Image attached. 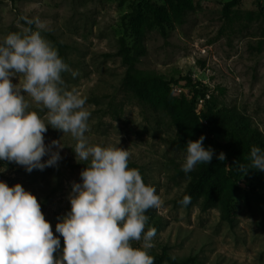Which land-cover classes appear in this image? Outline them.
I'll use <instances>...</instances> for the list:
<instances>
[{"label": "rangeland", "instance_id": "1", "mask_svg": "<svg viewBox=\"0 0 264 264\" xmlns=\"http://www.w3.org/2000/svg\"><path fill=\"white\" fill-rule=\"evenodd\" d=\"M149 1L165 5L164 0ZM189 7L179 17L169 14L162 32L146 24L149 16L141 0H0V41L28 27L35 30L21 17L46 23L42 36L77 73L63 74L65 87L87 97L89 144L129 151V167L138 169L162 200L158 209L145 213L157 221L149 251L165 248L177 258L193 257L196 264H264V231L256 207L245 203L249 187L238 185L233 224L221 219L217 206L202 209L199 199L189 206L178 202L188 180L178 174L187 152L174 143L176 129L168 115L136 99L122 83L125 67L116 40L123 34L130 45V27L137 21L144 34L137 67L179 79L173 87L181 89L173 91L186 97L189 87L180 77H189L209 95L207 108L240 112L264 139V0H191ZM22 82V74L13 78V83ZM26 98L30 110L47 123L48 110ZM200 127L205 137L226 141L202 118ZM44 135L46 144L57 140L63 147L58 165L29 173L14 162L0 161V181L20 183L37 197L62 249L63 237L55 225L70 211L72 183L80 182L86 165L76 161L77 141L71 134L49 126ZM141 244L133 242L135 247Z\"/></svg>", "mask_w": 264, "mask_h": 264}, {"label": "clouds", "instance_id": "2", "mask_svg": "<svg viewBox=\"0 0 264 264\" xmlns=\"http://www.w3.org/2000/svg\"><path fill=\"white\" fill-rule=\"evenodd\" d=\"M29 26L23 33H9L0 41V161L14 162L27 172L55 167L62 159L57 140L45 143L49 126L68 133L77 141V163L86 165L80 182H73L70 211L59 218L56 233L46 220L37 197L20 184L0 181V264H155L149 254L157 234L145 231L149 209L162 204L154 186L146 185L138 169L129 167L130 152L124 148L90 145V111L87 97L67 89L63 74L77 73L42 36L46 23L21 17ZM23 75L22 83L13 78ZM47 109V123L31 109L30 100ZM205 136L187 142L182 170L191 172L197 164H210L214 149L205 147ZM55 149V150H54ZM48 158L44 160L43 158ZM216 158L225 160L220 152ZM249 169L264 171V150L252 147ZM191 202L186 195L180 201ZM134 241H142L140 247ZM175 259V257H172Z\"/></svg>", "mask_w": 264, "mask_h": 264}, {"label": "trees", "instance_id": "3", "mask_svg": "<svg viewBox=\"0 0 264 264\" xmlns=\"http://www.w3.org/2000/svg\"><path fill=\"white\" fill-rule=\"evenodd\" d=\"M141 2L149 16L146 24L156 25L162 32L169 21V14L179 17L191 6V0H164L165 5H158L149 0H141ZM130 33L132 34L130 45L126 43L123 34L116 40L117 54L120 55L121 63L125 67L121 76L122 83L136 99L147 105L157 106L168 115L176 129L174 143L186 151L187 142L195 141L202 135L201 118L226 137L225 142L205 137L204 146L214 149L210 164H197L189 173H185L182 168L178 169V174L188 180L176 200L180 202L188 195L191 197V202L187 206L196 199L200 200L202 209L217 206L221 219L233 224V198L239 189L238 185L243 183L251 191L245 198V203L256 207L259 215L257 222L264 231V171L249 169L245 175L238 171L240 164L250 165L252 147H260L264 150V139L260 131L250 124L246 116L236 110L219 111L207 108L206 103L209 99H205L199 106L197 98L204 96L206 90L189 77H180L181 80L184 79L185 86L189 87L190 95L186 97L184 94L177 95L173 91V83H177L179 79L167 78L153 70L137 67L144 53L141 23L134 21ZM220 152L226 157L222 162L216 158ZM150 227L156 229L157 221L149 217L145 230ZM149 254L155 257V264H196L191 256L172 259L174 256H171L165 248L160 252L149 251Z\"/></svg>", "mask_w": 264, "mask_h": 264}, {"label": "built area", "instance_id": "4", "mask_svg": "<svg viewBox=\"0 0 264 264\" xmlns=\"http://www.w3.org/2000/svg\"><path fill=\"white\" fill-rule=\"evenodd\" d=\"M173 89L176 90V91H180L181 88L180 87H173ZM208 97H209L208 94H205L204 96H198L197 104L199 106H201L204 103L205 99H207Z\"/></svg>", "mask_w": 264, "mask_h": 264}]
</instances>
